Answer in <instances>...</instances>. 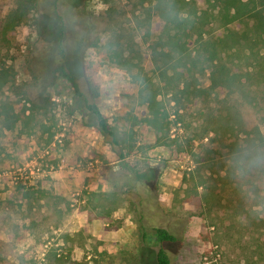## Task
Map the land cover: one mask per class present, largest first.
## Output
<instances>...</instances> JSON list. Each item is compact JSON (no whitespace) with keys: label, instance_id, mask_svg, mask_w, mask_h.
Returning <instances> with one entry per match:
<instances>
[{"label":"rangeland","instance_id":"1","mask_svg":"<svg viewBox=\"0 0 264 264\" xmlns=\"http://www.w3.org/2000/svg\"><path fill=\"white\" fill-rule=\"evenodd\" d=\"M51 1L40 14H28L17 28L13 46L3 52L17 73L15 85L29 80V59L43 41L58 37L60 25L63 42L70 46L84 29L82 19L94 17L101 39L87 58L97 73V105L120 132L132 127L135 146L126 159L142 174L144 180L137 187L141 196L147 194L145 183L154 186L157 181L156 196L163 208H147L150 223L184 228L182 242L165 244L171 264H264L263 183L261 187L255 181L257 191L254 184L241 183L252 178L245 173L237 177L236 170L228 177L225 161L216 160L213 167L195 172L192 153H203L206 139L201 141L199 134L207 114L225 111L223 97L207 94L208 70L196 79L184 73L178 82L171 71L161 75V60L152 52L159 48L157 18L148 20L135 0H55L56 7ZM145 81L157 89L169 119L177 115L182 119L169 131L176 139L170 146L156 141L154 129L141 120L145 106L138 90ZM46 95L53 104L32 108L26 103L23 112L19 110L24 101L14 85L0 90V101L20 113L12 129L0 124V258L10 264H44L46 255L56 252L86 264H156V248L138 239L137 215L127 202L137 201L134 192L123 188L126 192L120 196L100 200L98 192L111 190L108 180L123 171L104 137L87 125L91 121L87 113L81 108L70 112L69 106L76 104L69 81L58 74ZM228 99L247 125L257 124L264 136V118L257 109L240 95ZM199 181L203 188L199 184L195 189ZM19 184L29 187L32 195L24 197ZM195 191L213 192L222 204L211 203L208 212ZM108 209L109 216L98 215ZM227 223L232 224L229 231Z\"/></svg>","mask_w":264,"mask_h":264},{"label":"trees","instance_id":"2","mask_svg":"<svg viewBox=\"0 0 264 264\" xmlns=\"http://www.w3.org/2000/svg\"><path fill=\"white\" fill-rule=\"evenodd\" d=\"M135 1L143 7L148 20L151 16L157 18L156 44L159 48L154 47L152 52L161 60V65L158 66L160 74L166 76L171 71V78L175 74L174 80L178 82L184 73L196 79L197 74H203L207 69V94L214 98H224L225 111H209L205 125L200 129L199 139L206 140L202 145V155L192 153L195 156V172L199 174L202 167H213L216 160L220 163L225 161L228 169L224 173L228 177L233 176L236 170L237 177L245 173L252 178H244L241 183H252L257 191L260 190L258 184L261 187L262 183L264 185V136L257 124L247 125L238 106L228 98L240 95L243 101L256 108L264 118V0ZM50 3L53 7L57 5L55 0ZM48 5L47 0H0V90L8 83L14 85L15 94L19 96V100L24 101L19 111L24 112L26 103L32 108L41 105L40 103L43 104L42 107L53 104L46 94L54 85L58 74L69 81L76 104L75 107L69 106L70 112L81 108L80 112L87 113L91 120L87 125L94 127L104 137L120 160L119 166L123 171L120 177L108 180L111 190L98 192L100 200L120 196L126 192L122 191L123 188L127 192L133 191L137 201L130 199L127 202L137 215L140 244L156 248V264H171L165 244L182 242L184 228L177 223L165 226L150 223L147 208H163L156 196L157 181L154 186L145 183L147 194L141 196L137 187L144 180L142 174L126 159L135 146L132 127L120 132L109 123L97 105L100 94L97 73L87 58L89 49L97 46L101 39L99 24L95 18L86 16L82 19L84 29L70 46L63 42V25H60L58 37L48 42L43 41L36 48V54L29 59V80L15 85L17 73L11 65H7L3 52L13 46L17 28L28 14H40ZM144 83L138 90L141 104L145 106L141 120L154 129L156 141L170 146L176 139L170 137L169 131L172 126L181 124L182 119L179 115L169 119L171 115L161 99H157V89H153L149 81ZM193 90L198 92L197 89ZM19 115L12 105L0 101V124L4 128L12 129ZM209 173L213 174L214 170ZM199 184L204 182L199 181L195 189ZM17 189L24 197L32 195L25 185L19 184ZM262 189L264 190V186ZM195 192L198 196L200 194L201 200L204 199L208 212L211 211V203L216 207L222 204V198L213 192ZM227 201L230 202L229 199ZM110 213L111 209H108L103 214L98 212V215L104 217ZM258 221L263 222L262 218ZM214 226L216 230L219 228L216 224ZM231 227L232 224L227 223L226 230L229 231ZM46 258L44 264H86L65 258L56 252L48 253ZM0 264L10 262L4 257L0 258Z\"/></svg>","mask_w":264,"mask_h":264}]
</instances>
